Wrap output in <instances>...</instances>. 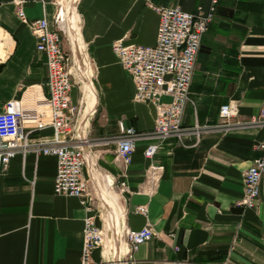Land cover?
<instances>
[{
  "label": "crops",
  "instance_id": "1",
  "mask_svg": "<svg viewBox=\"0 0 264 264\" xmlns=\"http://www.w3.org/2000/svg\"><path fill=\"white\" fill-rule=\"evenodd\" d=\"M209 1H77V25L88 58L87 79L94 91L89 105L87 79L82 77L86 100L80 126H85L91 141L83 176L99 201L106 205V196L111 199L118 232L146 223L154 232L139 243L131 262L121 264H264V175L260 204H238L243 196V171L259 154L264 125L207 132L196 145L193 136H187L184 143L169 138L154 156L162 172L151 192L146 176L150 160L143 149L152 139L137 141L126 167L116 158V144L103 141L118 132L119 121L151 131L156 115L153 103L134 100V82L112 42L122 38L124 43L154 44L157 7L179 5L195 11ZM18 3L26 20L16 13ZM59 5V0H0V109L7 100L19 99L31 140L50 136L53 128L31 125L39 103L48 95V73L29 21L46 16L53 27ZM189 96L182 120L185 125L217 122L220 105L229 101L238 108L233 121H248L264 108V0H218L201 38ZM70 98L79 102L75 84ZM88 107L92 116L84 121ZM55 169L54 155L28 151L16 153L1 171L0 264L79 263L84 205L77 196L53 191ZM105 174H111L115 182L125 180L127 188L121 192L109 188ZM137 205H145L146 213L136 212ZM96 219L100 223L99 214ZM113 225L110 222L107 245L92 250L93 261L109 264L107 260L125 252L124 245L109 246Z\"/></svg>",
  "mask_w": 264,
  "mask_h": 264
},
{
  "label": "built area",
  "instance_id": "2",
  "mask_svg": "<svg viewBox=\"0 0 264 264\" xmlns=\"http://www.w3.org/2000/svg\"><path fill=\"white\" fill-rule=\"evenodd\" d=\"M217 2L210 0L206 7L198 5L195 11L184 10L179 5L157 7L159 22L154 44L124 43L122 38L112 42V49L120 64L134 82V100L153 103L156 115L151 131H139L119 121L118 132L103 141L116 144V158L126 167L131 162L137 141L141 138L152 139L143 149V155L150 160L146 170L150 192L154 190L162 172V166L155 162L154 156L169 138L184 143L187 136H193L192 144L196 145L207 132H224L244 124L264 125V108L248 121H233L232 117L238 112L237 104L233 101L220 105L218 121L215 123H182L185 106L191 101L189 87L201 38L214 16ZM16 13L26 20L20 3ZM53 21V27L49 25L46 16L29 21L37 38L36 50L45 55L48 73V95L39 103L31 118V125L39 127L49 124L53 133L31 140V128H26L20 100H7L0 109V173L18 152L54 155L56 169L53 191L77 196L85 209L78 264H105L104 261L95 262L91 257L94 248L106 245L110 220L106 212L103 213L105 206L91 193L87 179L83 176L86 164L84 147L89 146L91 141L86 130L80 126L82 97L77 104L70 98V89L75 80L72 74L73 57L63 44L62 5L58 6ZM164 96L168 98L164 99ZM258 149L259 154L252 158L243 171V196L238 204L246 207H257L260 204V181L264 175V137L258 143ZM111 187L121 192L127 188V183L125 180L114 181ZM135 211L145 214L147 208L145 205H137ZM97 214L100 215V223L97 222ZM153 234L149 223L138 229L124 227L119 231L126 247L125 252L121 253L120 264L131 262L132 253L139 243L151 238Z\"/></svg>",
  "mask_w": 264,
  "mask_h": 264
},
{
  "label": "bare ground",
  "instance_id": "3",
  "mask_svg": "<svg viewBox=\"0 0 264 264\" xmlns=\"http://www.w3.org/2000/svg\"><path fill=\"white\" fill-rule=\"evenodd\" d=\"M78 0H60V2L62 3V5L64 7H62V15H63V22H62V27L64 28V31H66L68 37L70 38L71 44H72V48H73V52L75 55V61L77 63L76 66H78L79 72L81 74V76L84 79L88 78L87 75V58H86V53H85V49H84V44L80 35V30L79 27L77 25V19H78V11L76 8V4H77ZM89 66V65H88ZM84 90V89H83ZM85 91L88 97V103L89 105H91V102L93 101V96H94V91L92 88L91 83L85 80ZM91 112V108L88 107L86 110V114L84 116V121L87 119V116ZM82 123V122H81ZM106 181L108 183L109 188L113 189L111 187V184L109 182V180L106 178ZM114 191H116L115 189H113ZM105 202L106 205L110 211V215L113 217L114 219V235L116 238V241H118L119 239V232L118 229L116 227V217H115V211H114V206L113 203L111 201L110 198H108L106 196L105 198ZM106 216L109 219V215L107 214L106 211ZM108 241H106V245H107ZM116 247H118L117 244H115ZM118 260V258H113L112 261L114 262V264H120V262L115 261Z\"/></svg>",
  "mask_w": 264,
  "mask_h": 264
},
{
  "label": "rangeland",
  "instance_id": "4",
  "mask_svg": "<svg viewBox=\"0 0 264 264\" xmlns=\"http://www.w3.org/2000/svg\"><path fill=\"white\" fill-rule=\"evenodd\" d=\"M60 1V0H59ZM60 5H62V3L60 2ZM63 44H64V47L65 49L71 54V56L73 57V62H72V74H73V77H74V80H75V85L78 87V91H79V97L81 96L82 97V116L84 114V106H85V95H84V90H83V78L82 76L80 75V72L76 66V63L74 61V54H73V50H72V44H71V41H70V38L68 37L66 31H63ZM88 60V58H87ZM89 62V61H88ZM89 72H90V78H91V81L93 83V86H94V82H93V78H92V70L91 68L89 67ZM95 88V87H94ZM96 91V89H95ZM92 116V114H90ZM89 116L88 119L91 117ZM87 119V120H88ZM84 129H85V126H84ZM104 204V202H103ZM104 206H106L104 204ZM107 208V206H106ZM107 209L105 210V208L103 209V213L106 212ZM112 223V225L114 224V221L111 220L110 221ZM111 235V236H110ZM109 235V238L111 239V243L109 244L112 245V244H117L118 246H123L124 245V249H125V243H124V240L122 239V237L119 235V239L118 241H116V238H115V235L114 233H111ZM115 239V241H113ZM107 262H109V264H114V262L112 260H107ZM107 264V263H106Z\"/></svg>",
  "mask_w": 264,
  "mask_h": 264
},
{
  "label": "water",
  "instance_id": "5",
  "mask_svg": "<svg viewBox=\"0 0 264 264\" xmlns=\"http://www.w3.org/2000/svg\"><path fill=\"white\" fill-rule=\"evenodd\" d=\"M88 150H89V147L87 145H85V147H84L85 153H87ZM105 175H106V178L109 180L110 184L112 185L113 182H114L113 176L111 174H105ZM117 257H118V260H115V261L120 262V260H121V254H119V252H118Z\"/></svg>",
  "mask_w": 264,
  "mask_h": 264
}]
</instances>
